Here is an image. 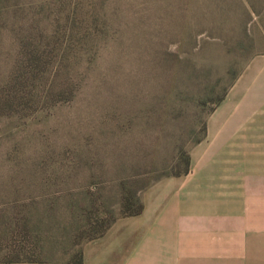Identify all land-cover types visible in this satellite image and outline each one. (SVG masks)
<instances>
[{"label":"rangeland","instance_id":"obj_1","mask_svg":"<svg viewBox=\"0 0 264 264\" xmlns=\"http://www.w3.org/2000/svg\"><path fill=\"white\" fill-rule=\"evenodd\" d=\"M29 41L78 90L0 117V259H126L201 170L264 153V0H0V88Z\"/></svg>","mask_w":264,"mask_h":264},{"label":"crops","instance_id":"obj_2","mask_svg":"<svg viewBox=\"0 0 264 264\" xmlns=\"http://www.w3.org/2000/svg\"><path fill=\"white\" fill-rule=\"evenodd\" d=\"M238 157L229 170H201L194 177L191 196L198 209L177 214L175 223L150 227L143 243L112 264H264V153L250 151ZM206 201L224 203L216 204L217 210H201ZM137 252L142 258H136ZM0 264L70 263L0 259Z\"/></svg>","mask_w":264,"mask_h":264},{"label":"trees","instance_id":"obj_3","mask_svg":"<svg viewBox=\"0 0 264 264\" xmlns=\"http://www.w3.org/2000/svg\"><path fill=\"white\" fill-rule=\"evenodd\" d=\"M70 46H74L73 42ZM54 48L57 51L61 50V47L58 49L59 46L57 45ZM47 50L48 45L40 47L34 41L23 44L20 50L21 56L18 57L15 68L6 83L0 88V117L23 118L50 105L74 99L78 90L74 77L69 75L62 81L58 78L63 67V56L57 58L59 55L55 56L54 50L50 53ZM61 52L65 53L64 51ZM189 168L190 158H187L185 173L188 172ZM0 216L2 217V215ZM11 223L12 221H9L7 225ZM27 225L25 214L16 219L17 228L14 231H18V236L24 242L30 235ZM13 235L15 234L13 233ZM21 259L17 257L7 260Z\"/></svg>","mask_w":264,"mask_h":264}]
</instances>
